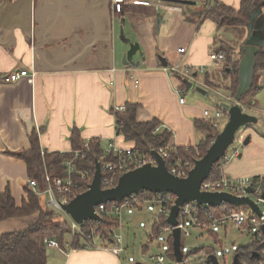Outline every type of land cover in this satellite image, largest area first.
Instances as JSON below:
<instances>
[{
	"label": "crops",
	"instance_id": "0c3cea01",
	"mask_svg": "<svg viewBox=\"0 0 264 264\" xmlns=\"http://www.w3.org/2000/svg\"><path fill=\"white\" fill-rule=\"evenodd\" d=\"M102 1L3 0L0 6V195L10 190L19 207L24 200L28 202L24 186L29 177L25 161L11 154L31 150L30 135L34 131L42 150L48 153H70L74 130L80 132L85 143L98 141L103 151L111 142L123 148L133 147L117 136L112 113L131 103L141 106L139 123L158 119L161 130L172 132V149L197 148L204 134L197 131L195 123L206 120L205 110L221 108V101L225 105L236 102L219 88L215 81L218 76L211 78L212 72L220 68V80L223 79L228 68L224 62L210 66L211 54L223 53V49L232 47L235 38L227 28L219 29L211 19H205L212 0H188L195 5L138 0L136 7L113 17L108 12L110 0L103 4ZM219 1L236 10L240 8L241 0ZM104 4L105 15L101 12ZM98 7L102 27L95 26L100 31L95 33L92 16ZM59 9L61 14L57 15ZM114 17L115 27L109 22ZM107 25L111 27L105 29V35L102 29ZM96 35L99 40L105 37L108 43L97 56ZM117 40L122 43L119 45ZM236 40L241 47L243 40ZM125 41L140 46L130 64H126L130 46ZM181 48H186L187 54L181 56ZM234 52L233 61H240L241 53ZM165 65H189L196 69L206 66L207 72L196 77L197 80L204 76V88L190 94L187 86L182 89L177 77L164 71ZM21 70L30 75L36 72L33 82L29 78L16 83L7 80ZM259 81L263 85L256 97L241 104L258 122L242 129V141L250 136V144L244 146L242 142L229 149L222 164L228 177L264 175V72ZM213 89L219 97L208 95ZM38 220V214H34L0 222V237L24 231ZM64 250H49L47 263L121 264L119 257L102 250Z\"/></svg>",
	"mask_w": 264,
	"mask_h": 264
},
{
	"label": "trees",
	"instance_id": "16d2710c",
	"mask_svg": "<svg viewBox=\"0 0 264 264\" xmlns=\"http://www.w3.org/2000/svg\"><path fill=\"white\" fill-rule=\"evenodd\" d=\"M239 7V10H236L221 3L219 0H212L209 3V9L205 14V19H211L217 24L219 29L230 28L242 36L243 32H241V30H247L252 18V13L256 8L261 7L262 14L264 15V0H241ZM222 52L226 58L224 61L225 65L231 67L230 71L224 73L225 81L227 80L230 82V85L227 84V86L224 87L226 88L224 89V92L229 93L234 101H236V93L239 86V60L233 61L232 57L235 52L230 46L223 49ZM261 71L264 72V48L261 49V52L256 57L254 86L251 91L243 97L241 104H245L250 99H254L256 94L262 89L263 84H259L260 78L256 80L257 73ZM206 82L211 84L207 79ZM219 88L221 87L219 86ZM140 107V104L128 103L125 106V112H115L113 110L112 113L116 118L117 136L122 137L125 143H132L134 148L140 153L150 156L153 152L170 145L172 132L170 130H161V123L158 119H154L151 122L139 123L137 117ZM219 109L223 112V118L228 120V112L222 110V108ZM215 124V119L196 121L195 126L197 131L204 134V137L200 139L198 145L199 156L197 157L194 155L193 148H178L176 149V153H174L170 159H167L166 162L168 168L170 169L171 162L178 158L182 160L188 158L196 161L195 159L199 160V158L204 157L206 152L213 145L215 138L221 132V125L216 126ZM70 140L72 153H48L45 151L43 154V150L39 144L38 133L34 131L30 135L31 150L23 151L21 154H11L15 158L25 161L27 165V176L29 177V180H33L37 183V191H34L31 187L25 185L24 191L28 194V202L24 200L22 206L19 207L16 205L11 191L6 189L5 192L0 195V222L8 221L10 218H24L25 216L34 214H38L39 220L27 227L24 231L3 234L0 237V264H48L49 250L46 249L45 246V240L47 238L56 239L60 247L63 249H68L67 246L69 245V248L84 250L81 246L82 236L80 234H77L75 236L76 238L73 239L70 244L67 243L66 238L71 234V224L63 221L56 223V209L45 205V201L40 195L41 192L47 191L49 187L48 179L53 180L55 178H64L66 176L65 163L67 160L72 159L73 152H80L85 155V157H80L75 161L78 173L82 171L93 172L97 160L100 162L103 161V150L98 141L94 143L90 142V146L87 148L85 141L82 139V135L78 130L73 131ZM226 159L227 158H224L214 166L209 179H212L215 176L220 177L222 175L220 166L226 161ZM106 160L111 162L115 161L116 158H114V155H111L107 157ZM74 181L81 185L83 189L82 192L88 190L90 181L82 179L80 174H75ZM117 182L118 180H116L115 185ZM142 193L151 194L147 191H142ZM151 196L156 197L157 195L151 194ZM111 205L112 203L107 204L108 207ZM224 207L205 211L201 208L198 211L200 214V220L209 221L210 218L223 215L222 209H224ZM91 224V221H87L84 223L83 228L86 230ZM113 227L120 229L119 217L103 216L102 223L99 227V232L104 238L102 242L103 245H106V242L110 237L108 230ZM162 228L169 229L170 227L166 221L157 223V225L153 227L154 234L158 236ZM209 235L213 237L215 243H220L216 233L209 232ZM172 244L173 238L171 236L169 239V255L172 260H176ZM262 247L263 242H257L255 239L253 244L239 248L236 254L240 259V264H262V258L259 256ZM204 251V249H196L190 252L189 255L199 256ZM185 261L187 260L185 259Z\"/></svg>",
	"mask_w": 264,
	"mask_h": 264
},
{
	"label": "built area",
	"instance_id": "2783aa9c",
	"mask_svg": "<svg viewBox=\"0 0 264 264\" xmlns=\"http://www.w3.org/2000/svg\"><path fill=\"white\" fill-rule=\"evenodd\" d=\"M3 0H0V6L2 5ZM113 11L115 15H121L130 8H134L139 4L138 0H113ZM186 48H181L178 50V53L182 56L187 54ZM225 55L223 53H212L209 58V64L216 65L219 62L225 61ZM165 72H168L170 76H175L179 79L180 83H182V89L184 86L186 87V82L191 83L196 80L195 75L207 72L206 66H200L197 69L192 68L189 65H172L167 66L164 69ZM36 72L28 73L27 70H21L20 72L12 74L7 80L11 83L19 82L22 78H29L30 81L33 82L35 79ZM31 76V77H30ZM210 90V89H209ZM181 105L185 103V97L180 99ZM115 112H125L124 107H117L114 109ZM204 117L206 119H215L216 126L219 125L221 118H223V112L220 109H215L213 111L205 110ZM159 130V129H158ZM157 130V131H158ZM242 130L236 135L235 143L242 144V137L240 136ZM86 147L90 146V142H86ZM171 145L166 148L159 149L157 152L167 161L170 157L176 153V149H172ZM45 151H43L44 154ZM72 153V151L70 152ZM198 153V152H197ZM64 154V153H62ZM114 155L116 158L115 161H107V157ZM85 157L84 154L80 152H73V157L70 160H67L65 163L66 176L64 178H55L53 180L48 179L49 187L47 191L41 192L40 195L47 196L45 201V205L62 210V205H67L72 199L77 197L80 194H83V189L81 185L74 181L75 174H80L82 179L90 181L92 183L95 170L93 172L90 171H82L78 173L75 166V161L78 158ZM103 161L100 162L101 173H102V181L101 186L104 189H110L115 186L116 180L119 179L122 175L126 174V172L130 170H134L136 168H140L145 164L156 165V158L152 155H145L137 151L134 146L123 148L119 146L115 142H111L106 150L103 151L102 155ZM196 161L198 159H195ZM194 159L185 158L182 160L180 158L173 160L170 165V171L177 177L185 178L193 168L195 162ZM167 164V162H166ZM168 167V165H167ZM220 170L222 171V175L220 177H214L212 179H207L201 185V190L210 193H226L228 195H233L238 198H250L253 203L256 205L259 215L257 212L248 206L245 205L243 207H238L234 205H223L221 216H216L210 218L209 221L200 220V214L198 211L203 208V210H211L206 205L201 206V208L197 207L196 203H188L186 206L180 209L179 213V225L178 228L182 232V237L190 236V231L187 229L188 223L192 224L193 227L198 229H204L208 233L213 232L216 233L217 228H226L227 225H232L237 228L241 234H246L247 232H254L255 239L257 242L264 241V175H259L257 177H244V178H232L228 177L223 173L222 165L220 166ZM27 185L31 187L34 191H37V183L33 180H29ZM89 189V188H88ZM249 189L252 191L249 192ZM154 204L157 207V223L160 221L169 218L170 211L172 206L176 203V195L174 194H157L156 197L151 196L148 193H140L138 195H132L127 197V199L119 202H113L110 207L107 204L99 205L96 209V214L100 217L106 216H115L119 217L122 213L123 209H138L146 204ZM218 207V208H221ZM92 224L88 229H84V225H79L71 218V235L75 239L77 234L82 236V247L87 250H102L116 257H119L123 252L122 245V235L119 233L116 228H110L108 232L110 233V237L106 242V245L99 244V241L103 242V235L99 232V227L102 221L95 222L91 221ZM169 233H172V229H167ZM46 249H58L59 251L65 252L63 248L60 247L59 243L55 239L47 238L45 240ZM69 248V245L67 246ZM260 258H262V264H264V242L263 247L261 248ZM157 262V264H167L168 259L165 255L161 254L158 257L152 259ZM187 263V261H185ZM169 264H178L177 261H173Z\"/></svg>",
	"mask_w": 264,
	"mask_h": 264
},
{
	"label": "water",
	"instance_id": "95a60500",
	"mask_svg": "<svg viewBox=\"0 0 264 264\" xmlns=\"http://www.w3.org/2000/svg\"><path fill=\"white\" fill-rule=\"evenodd\" d=\"M182 3L185 5H195L188 0H161ZM123 33V32H122ZM246 39L243 41L240 51L239 61V86L236 93V102L233 105L224 106V111L228 112V120L220 134L215 138L211 148L206 152L205 156L199 158L185 178H180L168 171L166 161L161 155L155 151L152 156L156 158V165L145 164L140 168L130 170L122 175L115 186L110 189H104L101 186L102 173L100 162L97 160L95 166V176L89 189L83 194L72 199L67 205H62L64 213L72 218L79 225H84L87 221H102V217L96 214L99 205L119 202L127 199L132 195H138L142 191L151 194H174L176 195V203L172 206L167 224L173 230V247L174 257L178 264H186L184 253L182 251V232L178 228L180 209L188 203H196L198 208L206 205L216 209L223 205H234L243 207L250 206L254 212L259 215L256 205L250 198H238L226 193H210L201 190V184L206 181L216 164L226 158L229 149L235 144L236 135L247 126L257 125L258 119L255 116L243 110L241 105L243 97L248 94L254 86V75L256 70V57L264 48V15L262 8L258 7L252 13L250 24L247 27ZM122 34V38H123ZM126 42V41H125ZM130 49L126 53V61L130 64L137 52L140 50L139 44L126 42ZM167 68V65L164 66ZM195 77H197L195 75ZM189 83V82H188ZM190 88L193 84L190 83ZM243 141L244 146L251 143L250 136ZM252 190L249 189V192ZM264 233V226H263ZM264 242V241H263ZM49 253V252H48ZM206 264H219L218 258L214 254L207 256ZM136 264H147L137 262ZM233 264H240L237 254L234 256Z\"/></svg>",
	"mask_w": 264,
	"mask_h": 264
},
{
	"label": "rangeland",
	"instance_id": "374dc122",
	"mask_svg": "<svg viewBox=\"0 0 264 264\" xmlns=\"http://www.w3.org/2000/svg\"><path fill=\"white\" fill-rule=\"evenodd\" d=\"M113 0L109 1L108 5V12L110 17H113L114 11H113ZM105 2V0L102 1V4ZM200 3L202 0L199 1ZM108 4V3H107ZM106 8V4L102 5L101 7V12L104 13ZM96 15L92 16L93 20V25L94 27L101 28V19H102V14L99 12V7L97 8V11H94ZM106 12V11H105ZM57 15L61 14V10L59 9L58 12L56 13ZM105 15V13H104ZM115 15V14H114ZM110 25L115 27L114 24L116 23L115 17L110 19L109 18ZM109 25L107 27H103L102 32L106 34L107 30H110ZM95 27V33H100L97 32V28ZM109 28V29H107ZM105 29L106 32H105ZM97 30V31H96ZM227 31L229 33L233 34L235 37L234 40L231 42L232 47L234 48V51H237L238 53L240 49V45L236 39H242L243 41L246 39L247 35V30L242 29L241 34H236L232 29L227 28ZM244 34V35H243ZM98 35L94 36L95 42V51L94 55H99L103 47L105 46L107 39L104 37L102 40H99ZM118 44L120 45L122 42L117 40ZM102 42V43H101ZM115 45L116 42L111 43V49H112V59L114 57L116 58V54L114 55V50H115ZM239 53V54H240ZM118 54V53H117ZM227 70H231L230 66H227ZM226 70V71H227ZM263 74V71L257 73L256 80H258ZM220 68H217L215 71L212 72L211 78L214 76H218L215 81L220 85L221 89H226L224 88L225 86L230 85L229 81H225V79L220 80ZM204 76L200 75L197 80L192 81L191 83L193 84V88L189 89L190 83L186 82V86L188 89L186 90H191L192 94L195 92L197 94L198 89H203V80ZM220 89V90H221ZM208 91V90H207ZM199 93V92H198ZM210 96L217 95L219 97V94L213 89L211 92H208ZM212 98V97H211ZM222 99L220 98V101ZM220 107L224 109V106H227L225 104L219 103ZM227 122L226 120H221L220 125H221V131L225 127V124ZM238 144H234L232 147L237 146ZM231 147V148H232ZM194 150V155L199 156V150L197 148H193ZM198 152V153H197ZM43 199L46 200L47 196H43ZM57 215H56V223L59 222H67L71 224V218L68 217L64 211H61L59 209H56ZM157 207L154 204H146L143 205L141 208L138 209H123L122 213L120 215L119 221H120V229L118 232L121 233L122 235V247H123V252L119 256V259L121 261V264H136L137 262L141 263H147V264H157L155 260H152L158 255H165V257L168 259L167 264L170 263V258L169 251H170V245H169V239L172 236V233H169L167 228H162L161 232L156 236L154 234L153 227L157 225ZM165 220H162L160 222H163ZM187 229L190 231V236L182 237L181 244L183 246V253L184 257L187 260L186 264H206L207 261V256L212 253L218 258L219 264H233L234 262V256L239 248L249 246L254 243L255 240V233L254 232H247L246 234H241L240 231L233 227L232 225H227L226 228L220 227L217 228L216 230V235H218V238L220 240V243H215L213 240V237L209 235V233L204 230V229H198L193 227L192 224L188 223ZM72 234V233H71ZM67 236L66 240L67 243H71L72 240L74 239L72 235ZM76 238V237H75ZM102 241V240H101ZM99 241V244L102 245V242ZM82 240H81V246H82ZM196 249H204L205 251L200 254L199 256H193L189 255L190 252ZM189 255V256H188Z\"/></svg>",
	"mask_w": 264,
	"mask_h": 264
}]
</instances>
